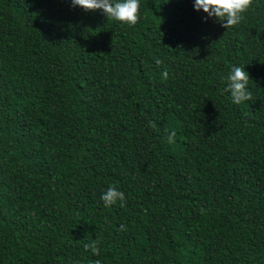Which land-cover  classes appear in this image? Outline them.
Listing matches in <instances>:
<instances>
[{
	"label": "trees",
	"instance_id": "1",
	"mask_svg": "<svg viewBox=\"0 0 264 264\" xmlns=\"http://www.w3.org/2000/svg\"><path fill=\"white\" fill-rule=\"evenodd\" d=\"M139 4L129 26L0 0V264H264V0L228 29ZM232 66L251 101L222 91Z\"/></svg>",
	"mask_w": 264,
	"mask_h": 264
},
{
	"label": "clouds",
	"instance_id": "2",
	"mask_svg": "<svg viewBox=\"0 0 264 264\" xmlns=\"http://www.w3.org/2000/svg\"><path fill=\"white\" fill-rule=\"evenodd\" d=\"M72 7L79 6L85 11L102 10L107 19H112L129 26H135L139 21V0H71ZM252 5V0H194V8L197 11L201 9L207 13L208 17H214L222 23L225 29L231 28L241 22L243 13ZM163 61L156 59V64L160 65ZM165 79L168 73L163 72ZM222 82L226 79L227 86L222 89L224 92H230L231 100L234 104H241L244 101H251L252 94L248 90L250 80L249 73L244 66H232L227 77H222ZM150 128H156L154 121H149ZM165 131H168L165 129ZM177 133L171 131L167 136L169 144L175 142ZM101 200L105 207H111L120 201V206H124L125 194L115 186H109L101 195ZM120 230H126L124 225ZM97 240L93 239L90 244H85L86 250L91 249L94 255H99ZM94 264H101L99 259Z\"/></svg>",
	"mask_w": 264,
	"mask_h": 264
}]
</instances>
